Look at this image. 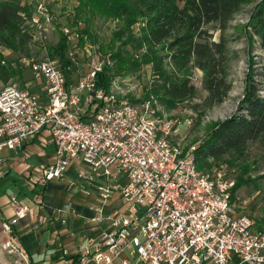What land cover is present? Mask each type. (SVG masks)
I'll return each instance as SVG.
<instances>
[{
  "label": "built area",
  "instance_id": "obj_1",
  "mask_svg": "<svg viewBox=\"0 0 264 264\" xmlns=\"http://www.w3.org/2000/svg\"><path fill=\"white\" fill-rule=\"evenodd\" d=\"M19 2L33 6L27 18L32 41L46 44L60 30L71 65L67 71L51 57L18 59L36 87L15 81L0 87V146L18 152L47 130L55 153L41 168L44 184L63 179L73 161H83L88 168L79 170L78 182L95 187L102 202L93 207L92 220L109 224L76 255L64 250L61 264H264V231L237 212L235 181L197 167L199 143L177 140L178 120L161 114L153 96L133 102L124 75L111 72L109 89L98 86V74L114 61L89 42L85 22L60 24L46 0ZM80 51L88 68L73 77ZM114 196L124 207L106 213ZM10 199L15 214L2 228L11 235L31 208L16 195ZM7 246L21 251L14 241Z\"/></svg>",
  "mask_w": 264,
  "mask_h": 264
},
{
  "label": "trees",
  "instance_id": "obj_2",
  "mask_svg": "<svg viewBox=\"0 0 264 264\" xmlns=\"http://www.w3.org/2000/svg\"><path fill=\"white\" fill-rule=\"evenodd\" d=\"M250 1L80 0L76 16L85 18L83 33L87 38L114 61L112 68L106 67L98 74L99 87L109 89L114 78L111 72L127 73L151 64L160 84L148 90L143 98H132V101L139 103L153 96L166 109H173L196 98L192 71L199 69L203 72L202 87L208 93L206 105L215 106L223 103L232 90L230 62L237 55L224 35L214 40L210 28L225 31ZM32 12L31 5L0 0V47L27 53L32 42L27 18ZM95 18L118 21L109 43L101 42L93 29ZM137 23L140 24L138 35L133 32ZM249 32L264 51V0L257 6ZM81 41L83 45L84 38ZM66 45V37L61 33V39L50 54L69 71L71 61L66 57ZM143 47L146 50L140 52ZM12 68L10 72L14 73ZM16 71L23 73V69ZM253 143L264 146V57L248 73L237 112L217 122L207 138L198 144L197 167L206 171L213 161L244 158ZM241 177L235 181L233 194L244 183ZM256 228L264 231V216L258 220Z\"/></svg>",
  "mask_w": 264,
  "mask_h": 264
},
{
  "label": "rangeland",
  "instance_id": "obj_3",
  "mask_svg": "<svg viewBox=\"0 0 264 264\" xmlns=\"http://www.w3.org/2000/svg\"><path fill=\"white\" fill-rule=\"evenodd\" d=\"M21 1V0H13ZM50 3L56 15L59 17V23H69L72 20H80L83 23L85 18L76 16V9L80 5V0H46ZM262 0H251L243 9L237 13L234 19L229 23L225 31L218 30L211 26L210 31L214 40H219L224 35L228 41L231 50L236 51V57L230 62V79L232 80V90L226 100L215 106L206 105L207 91L202 87L203 72L199 69H193L192 81L197 88L196 98L186 101L176 108L166 109L161 104V114L166 117L177 119L180 136L178 141L183 145H191L200 143L202 139L207 138L209 132L214 125L233 115L237 112V108L247 85V76L251 67L256 62H261L264 57V51L260 48L259 43L254 41L250 35V22L256 12L257 6ZM73 15V18L70 17ZM86 24V22L84 23ZM118 26V21L114 19L103 20L95 18L93 29L98 33L100 41L109 43L114 30ZM136 29L138 30L136 32ZM133 32L138 35L140 33V24L133 26ZM61 39V32L57 30L51 35L46 44L32 41L28 46L27 53L19 52L4 46L0 47V87L9 81L29 83L32 88L36 86L32 83L29 70L19 68L18 59L21 56H33L36 58L51 57V50L58 44ZM90 43H92L89 40ZM93 44V43H92ZM96 45V44H95ZM101 52V51H100ZM104 54V52H101ZM8 54H11L10 56ZM11 61H8V59ZM52 58V57H51ZM6 60V64L3 61ZM79 62V72L73 77H77L80 73L85 72L88 68V58L85 53L80 51L77 56ZM12 64L15 70L10 72ZM258 65V64H256ZM23 69L20 74L16 70ZM116 74V73H115ZM129 78L130 99H141L144 94L157 87L160 82L153 75L152 65H144L133 69L127 73H118ZM35 82V81H34ZM39 88V86H38ZM137 103V102H135ZM141 102L137 103L140 104ZM228 159V158H226ZM208 172L223 176V179L236 181L240 176L244 183L233 194L235 199L236 210L239 213L247 214L255 220V229L257 222L264 216V146L260 143H253L244 158H230V162H212L207 168ZM80 185H78L79 187ZM83 192L90 194L89 188L80 186ZM79 187V188H80Z\"/></svg>",
  "mask_w": 264,
  "mask_h": 264
},
{
  "label": "crops",
  "instance_id": "obj_4",
  "mask_svg": "<svg viewBox=\"0 0 264 264\" xmlns=\"http://www.w3.org/2000/svg\"><path fill=\"white\" fill-rule=\"evenodd\" d=\"M54 153L47 130L18 152L0 146V264H61L64 250L76 255L86 245L96 243L109 225L107 220H92L93 207L102 202L95 187H90V194L80 187L86 184L78 182L77 174L88 168L83 161H73L63 179L44 184L41 168L53 161ZM12 195L24 200L31 210L13 225L10 235L2 222L15 214ZM123 207L121 198L114 196L105 203V212ZM9 241L16 242L21 251H10Z\"/></svg>",
  "mask_w": 264,
  "mask_h": 264
}]
</instances>
